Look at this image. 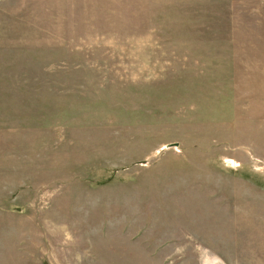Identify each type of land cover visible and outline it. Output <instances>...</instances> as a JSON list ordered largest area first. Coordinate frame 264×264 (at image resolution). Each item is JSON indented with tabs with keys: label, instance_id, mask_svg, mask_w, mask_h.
<instances>
[{
	"label": "rangeland",
	"instance_id": "obj_1",
	"mask_svg": "<svg viewBox=\"0 0 264 264\" xmlns=\"http://www.w3.org/2000/svg\"><path fill=\"white\" fill-rule=\"evenodd\" d=\"M0 264H264V0H0Z\"/></svg>",
	"mask_w": 264,
	"mask_h": 264
}]
</instances>
